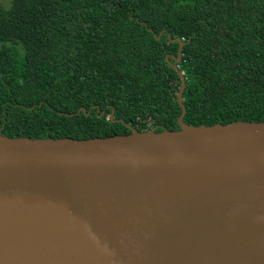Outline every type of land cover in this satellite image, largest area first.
<instances>
[{"label":"water","instance_id":"water-1","mask_svg":"<svg viewBox=\"0 0 264 264\" xmlns=\"http://www.w3.org/2000/svg\"><path fill=\"white\" fill-rule=\"evenodd\" d=\"M182 44L178 129L0 133V264H264V121L184 123Z\"/></svg>","mask_w":264,"mask_h":264},{"label":"trees","instance_id":"trees-1","mask_svg":"<svg viewBox=\"0 0 264 264\" xmlns=\"http://www.w3.org/2000/svg\"><path fill=\"white\" fill-rule=\"evenodd\" d=\"M179 40L184 123L264 121V0H10L0 7V133L178 129L180 79L164 57Z\"/></svg>","mask_w":264,"mask_h":264},{"label":"rangeland","instance_id":"rangeland-1","mask_svg":"<svg viewBox=\"0 0 264 264\" xmlns=\"http://www.w3.org/2000/svg\"><path fill=\"white\" fill-rule=\"evenodd\" d=\"M10 4V0H0V7H7Z\"/></svg>","mask_w":264,"mask_h":264}]
</instances>
